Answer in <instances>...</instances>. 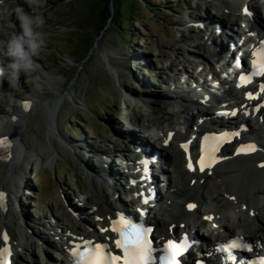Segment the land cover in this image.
Here are the masks:
<instances>
[{
    "label": "rangeland",
    "instance_id": "1",
    "mask_svg": "<svg viewBox=\"0 0 264 264\" xmlns=\"http://www.w3.org/2000/svg\"><path fill=\"white\" fill-rule=\"evenodd\" d=\"M229 1L234 5L225 6L223 0H118L116 7L118 9L121 5L122 11L121 16L117 13L116 17L127 22L125 29L117 23L118 26L113 27L106 21L107 0H48L45 12L47 23L42 29L47 43L40 55L35 57L36 67L27 75L21 74L15 86L5 80L2 89L11 95L0 98L1 131L10 129L7 120L12 117H6V113L13 104H24V99L31 94L38 95L35 96L37 107L27 110V116L22 114L19 126L11 129V133L17 132L14 138L24 139L27 146L32 145L31 161L34 163L25 174L26 182L17 183L20 189L18 196L8 203V210L14 218L11 225L23 238V261L44 264L60 257L51 240L46 238L47 241L35 242L33 239L35 235L40 237L37 231L46 232L44 224L55 221L63 228L76 224L79 230L89 231L98 221L94 202L100 201L103 207L111 206L109 199L122 186L117 181L115 188L111 189L107 179L100 177L106 164L100 153L102 149L107 157L112 158L106 160L113 163L116 169H125L128 166L126 163L131 161L129 156L133 153L135 138L140 137L150 143L151 133L156 128L182 129L184 134L191 111L182 108L178 111L169 102L171 95L177 92L189 94L188 76L181 70L183 65H179L178 60L195 59L194 67L199 65L200 70L203 69V59L212 65L211 56H205L208 47L199 33L200 24L212 15L222 23H231L230 27L223 24L222 37L214 34L216 37L224 38L227 31L235 34L237 29H241L242 19L235 22L232 15L235 12L240 16L237 12L239 6L236 5L237 0ZM129 3L137 11L136 20L123 13ZM249 6L254 11L249 24L262 30L264 7ZM225 12H229L227 18L223 17L228 15ZM125 33L130 35L128 39L123 37ZM216 37L214 41H218ZM189 41L197 44L189 45L192 44ZM58 56L62 60L57 59ZM176 61L179 64L174 68L171 63ZM210 70L213 71L212 68ZM261 123L264 124V121ZM83 124L89 128L84 129ZM258 127L254 126L255 129ZM128 132L134 133L130 136ZM19 141L13 146L26 148L23 141ZM79 145L85 150L78 148ZM175 147L176 144L169 148L173 155ZM42 151L48 158L44 157L45 162L41 159ZM25 152L10 163L14 166L17 162L24 164ZM254 165L250 163V171ZM177 175L179 179L183 176L179 171ZM250 175L255 173L248 171L243 177L246 179ZM215 176L207 181L206 190L211 197L204 199L203 210L208 206L218 207L225 217L224 221H231L241 208L240 220L238 216L235 223L240 222L242 228L247 224L261 225L264 191L261 194L263 200L258 204L259 217L249 219L245 205L224 193L229 184L226 181L222 183ZM259 178L264 181V177ZM239 179L241 177L229 181L235 183ZM95 182L104 188V196L93 188ZM6 183L3 182L5 187ZM185 187L180 186V189L186 190ZM254 198L260 199L256 195ZM104 199H108V204ZM129 199L118 190V198L113 203H127ZM35 206L37 214L33 211ZM2 212L5 214L0 208V221ZM4 226L0 223V227ZM52 231L58 234L56 239L61 240L55 226Z\"/></svg>",
    "mask_w": 264,
    "mask_h": 264
},
{
    "label": "bare ground",
    "instance_id": "2",
    "mask_svg": "<svg viewBox=\"0 0 264 264\" xmlns=\"http://www.w3.org/2000/svg\"><path fill=\"white\" fill-rule=\"evenodd\" d=\"M223 3H224L225 6H229V5L233 6L234 5L229 0H223ZM242 3H243V5L247 4V6L251 3L252 5H257V7H264V0L261 1L260 3L252 2V0H248L247 3H246V0H237L236 5L240 6V4H242ZM225 13H227L228 15H224L223 17L227 18L229 16V12H225ZM233 13H232L233 14L232 17L234 18L235 22L240 21V17L235 12H233ZM217 23H220L222 25L223 24L229 25L226 22L222 23L221 20L220 21L216 20V18L214 16H212V15L210 17H208V19L205 21L204 24H205V27L207 28V27H210V26L215 25ZM199 31H201V30H199ZM189 43H192V44H189V45L197 44V43H194V42H191V41H189ZM210 56L212 58H220L221 55H220L219 52L212 51L210 53ZM178 61L181 64H179L176 61V62L171 63V66L175 68V67H178L177 65L179 64V65H183V68L185 69V71L187 73L195 71L196 68L194 67V63L196 61L194 59L185 58V60H183L182 62L180 60H178ZM207 61H208V59H207ZM35 96L38 97V95H32L31 94V96H29L28 98L24 99L25 102H27L29 104V107L27 109H25V107H24L25 103L24 104L20 103V104H15V105L13 104V107L11 108V110H9L6 113V117H12V118H10L11 120H7L10 129H6V130H1L0 131V133H2V135H0V139L4 138V137L9 138V139L12 140V142L14 144H17V143L20 142L19 140H22L24 145H25V147L26 148H30V150H27L26 148H24V146H23V148H19L18 146H16V147L15 146L14 147L11 146L9 148L0 147V192L4 193V200H3V203L0 204V208L4 209V211H5V214L2 212V220L0 221L2 226L5 225L4 227H0V247H3V245L7 242V241L3 240V235L5 233H7L8 237L10 239L9 241H13V244L14 243L17 244V245H19V244L22 245L23 244V238H21L20 233H17V231L14 229L13 225H11V223H13V221H14V218L10 214V210H8L9 209L8 208V203H9L10 200H12L13 197L16 198L18 196V193H19L20 189H19V185L17 183H20V182L23 183L25 181V174L30 170V168H33V164L34 163H32V161H31V158H32V151H31L32 149H31V147H32V145L29 144L27 146L26 145V141H24V139H21V138H18V137L17 138H12L11 129L17 128V126H19V122L22 119V114L27 116V115H29V114L25 113L27 110L30 111L31 109H35L37 107V105H38L37 102L38 101H37V99H35ZM177 97H181V96L177 94ZM181 99H183L184 102H187L186 105L185 104H181V106H180L181 108L190 109L192 105H195V103H192L190 100H187L185 98H181ZM209 112H210V109L207 107L206 111L202 112V114L203 115H206V114L208 115V114H210ZM165 113L169 114L168 111H165ZM197 118H198L197 115L195 113H192L193 123L196 122ZM12 119H14V120H12ZM169 121H171V120H169ZM241 121H242L241 119L237 120L238 123H241ZM260 130H262L261 127H259V131ZM168 131L164 134L165 136L167 135ZM4 133H5V135H3ZM132 133H134V132H128L127 135L132 136ZM175 133L178 134L177 132H175ZM22 136H23V134H22ZM259 136L260 135L257 134L256 135V141L253 140L252 142L255 144V146H256L255 148L256 149L262 148L264 150V142H262V140H261L262 138H260ZM135 137H138V136H135ZM155 137L157 138V136H155ZM189 137L190 136H188L187 138H189ZM135 140H136L135 145L137 143H140L142 145L150 147L151 150H152V147L154 148V145L150 144L149 142H145L140 137L135 138ZM163 140L164 139H161V143L163 142ZM173 143L174 142H172L170 145H172ZM37 148H35L36 151L38 150ZM78 148H80L81 150H85V148L82 147V145H79ZM162 148H164L165 155L168 158L169 162L171 163L170 167H171V172L172 173L175 171V167L177 169H179L182 172V174L185 173V172H188L186 170V168H185L184 155H183V158L181 160H179V158L174 159L172 157V153L170 152V149H169L168 146H165V147H162ZM106 149H108L110 151V148H106ZM235 149H236V146H235V148L233 150L230 149V148H226L225 149L224 155H223L224 158H225V162H224L225 164L220 167V169L217 171L216 175L220 179H222L223 181H226L229 184V186H227L225 188V191H226L227 194L235 195L236 199L239 198V199H241V201H243V204H247V208L249 209V217H250V210L259 211V207L257 205L259 204V201L263 200L262 199L263 197L261 196V194H263L262 191H264V181L262 182V180H259L260 179L259 177L260 176L264 177V167L261 166V163L264 161V151H263L262 155H259V156H253V155L243 156L245 154H236L234 152ZM25 150H26V152H25ZM108 150H107V152H109ZM24 152H25V154H24L25 155L24 164H20L19 162H17V164H15V166H14L13 163H10L11 161L12 162L14 160L16 161V159H17L16 157L17 156L21 157ZM174 152H175V156H179V155H181V153L183 154V152H182V150H181L179 145L176 146V148L174 149ZM47 153H49V152H47ZM40 154L43 155V158H41L43 160V162L48 160V158L46 157V154L43 151ZM131 156L133 157L134 155L132 154ZM44 157L47 158V159L44 160ZM34 162L37 163V159H35ZM183 162H184V168L182 167ZM250 163L251 164L252 163L255 164L254 168L251 169V171L248 168ZM217 167H215V168H217ZM108 169L112 172V174L110 176H113L115 179H117V177L120 176V171H118V169H116V167L114 166L113 163L109 164ZM108 169H107V173H109ZM248 171H249V173H252V172L255 173V175L251 176L252 175L251 174L250 175L251 177H249V178L247 177L246 179L243 177L245 179L244 181L241 178V180L243 182L240 179L237 180V182H235V183L230 182L231 180L229 181V179H231V178L234 179L236 177H240V176L245 175ZM207 174H208V172H205V173H202V174H197V173L193 174V177L197 178V180H196L197 182L195 183V185L197 187L200 185V187L203 188V190L201 191L202 192L201 195L204 198L206 196H208V197L211 196V195H209V193L206 190V188H207V186L209 184L207 182V177H208ZM5 181L7 182L6 183V187L3 185V182H5ZM101 181H103V179H101ZM104 182H106V181H104ZM176 182H177V186H178V184H180L178 182V179L176 180ZM182 185H187V179L185 177H183V181L181 182V186ZM93 188L97 192H99L102 196H104V194H105L104 193V188L102 186L99 187L98 183H96V182L93 183ZM181 189L173 190L174 194H177V195L180 194L181 197L178 196L177 200L174 201L173 204H171L170 206H166L164 208L165 210L163 211V214H162V215H164V218H161L160 216H158L156 218L157 221H158V233L163 232L164 229L169 228V227H172L173 231L175 232V231H177V224L178 223H183L184 228H187V227L193 228L194 227V226L191 227V223L186 219L187 215H184V214L183 215H177L175 210L180 208L179 207L180 203H178V198L194 199V197H196V195H197L196 193L199 190L196 189V193H192V192L190 193L188 190L184 191V190H181ZM255 195L258 196L260 199L257 200V198H254ZM227 200H229V198ZM103 201H105V203L108 204V199H104ZM188 201H186V202H188ZM238 201H240V200H238ZM226 202H228V201H226ZM94 203L97 206L96 209L98 211V214L101 215L102 227H106L105 224L108 222V219L112 215V212H110L105 207L102 208L100 201H98V202L95 201ZM233 204H236V203H233ZM120 206L122 207L124 205L121 203ZM120 206L114 207L112 205V203H111V208L114 209V211H118ZM214 210L216 211L217 209L208 208L205 211L203 210L204 212L201 214V216L199 217V220H198L199 223L202 224V225L206 224V220H204L203 215L208 214L209 212H214ZM183 212H186L187 214L190 213V211H188V210L186 211L185 205H184V208H183ZM244 212H245V210H244ZM171 215L173 216V219H174V222H175L173 224L168 222V220H169L168 217H165V216H171ZM258 215L259 214H256L257 218L259 217ZM191 216L192 215H190L188 217L191 218ZM238 216H239V218H238ZM240 217H241V215H240V211H239L238 213H235L234 219L231 221L232 223H225V225L224 224L222 225L224 227V229H225V232L227 234L233 235V234L236 233L238 226L235 225L234 220L237 219V218L240 220ZM241 221L244 222L242 219H241ZM250 221H252V220H250ZM261 221H263V223H260L261 225L257 229H255L252 224H247V221H246V224L249 225V228L245 229V233L244 234H246L248 236H252L255 239H263L264 240V217L261 218ZM8 225H10V226H8ZM193 225L197 226L196 223H194ZM256 225H257V223H256ZM69 232L71 234V237H69V238L66 237L64 242L59 245L60 246V250H61V254L63 255V258H65V259H67V256H68V250L70 249V242L72 240H75V238L80 236V235H85L82 231L77 229V227L74 226V225L69 229ZM39 234H40V237H44V235L42 233H39ZM98 235L102 236L101 234H98ZM211 236L213 238H220L221 237L220 235H213V234ZM22 237H24V236L22 235ZM19 250L20 249H18V252H20V254H22V251H19Z\"/></svg>",
    "mask_w": 264,
    "mask_h": 264
},
{
    "label": "snow or ice",
    "instance_id": "3",
    "mask_svg": "<svg viewBox=\"0 0 264 264\" xmlns=\"http://www.w3.org/2000/svg\"><path fill=\"white\" fill-rule=\"evenodd\" d=\"M247 11L248 9L245 8V12ZM253 57V72L247 75L242 74L238 86H243L245 82L250 81L255 75L264 76V41H261L259 48L253 50ZM236 64L240 66L239 58H237ZM260 92H264V84L260 85ZM247 95L249 99L257 98L253 96L251 92L247 93ZM24 107L27 109L29 104L25 102ZM230 114L235 115L236 113L233 111ZM222 135L229 134L224 133ZM231 135H239V133L234 132L231 133ZM208 141L209 136L206 135L203 138L201 146L202 155L199 160L200 171H204L205 168H211L212 164L216 162V157L212 155V153L219 150V145H213L209 149L207 146ZM165 143H167V141H165ZM188 143H190V141ZM188 143H185L182 147L187 149ZM10 146L6 137L0 139V147L8 148ZM255 147L254 144H242L237 149V152L254 151ZM203 153H207V155ZM188 167L190 169L193 167L190 158ZM3 200L4 193L0 192V204L3 203ZM145 203H147V199H145ZM189 207H194V205H189ZM209 219H211V217H209ZM100 231L106 232L108 229L101 228ZM111 231L118 236L115 240V247L122 250V255L113 253L106 243H93L91 240H86L83 242V245L76 244L72 248L71 251L74 257V264H154L156 257L153 253L156 249L152 247V242L148 237V233L151 231L150 229L145 228L141 223H135L131 219L121 217L120 219L112 221ZM3 240H8L7 233L3 235ZM189 246L190 245L185 241L177 242L168 240L166 247L163 249L164 255L159 257L161 264H181L180 257L187 251ZM234 249H246L251 251L252 246L244 242L242 237L234 238L227 244L221 246V250L226 251L228 253V259L232 261L237 260V256L233 253ZM11 255L12 251L9 247H0V264H10L9 257H11ZM239 264H246V262L241 259ZM252 264H264V258L253 261Z\"/></svg>",
    "mask_w": 264,
    "mask_h": 264
},
{
    "label": "clouds",
    "instance_id": "4",
    "mask_svg": "<svg viewBox=\"0 0 264 264\" xmlns=\"http://www.w3.org/2000/svg\"><path fill=\"white\" fill-rule=\"evenodd\" d=\"M48 0H0V98L5 80L15 86L21 74L34 71L35 57L46 46L45 12Z\"/></svg>",
    "mask_w": 264,
    "mask_h": 264
},
{
    "label": "trees",
    "instance_id": "5",
    "mask_svg": "<svg viewBox=\"0 0 264 264\" xmlns=\"http://www.w3.org/2000/svg\"><path fill=\"white\" fill-rule=\"evenodd\" d=\"M108 1V5H107V7H106V15H105V17H106V21H109L110 20V24L111 25H113V27H115V26H118L119 24L120 25H122L125 29L127 28L126 27V23H124V22H122L118 17H116L117 16V13L119 14L120 13V16H121V11H122V8H121V5H120V7L117 9V7H116V3H117V1L118 0H113V8H114V12L112 13V11H111V8H110V4H111V0H107ZM132 3V2H131ZM129 6H128V9H125L124 11H123V13H128L129 14V19L131 18V17H133L135 20L137 19V11H135L134 10V8H133V6H132V4H128ZM137 10V9H136ZM117 18V19H116ZM116 23L118 24V25H116ZM105 28V26L103 27V28H101L100 29V31H102L103 29ZM130 35L129 34H127V33H125V34H123V37H125L126 39H128V37H129ZM57 59H59V60H62L59 56L57 57ZM88 107L92 110L93 108L90 106V105H88Z\"/></svg>",
    "mask_w": 264,
    "mask_h": 264
},
{
    "label": "water",
    "instance_id": "6",
    "mask_svg": "<svg viewBox=\"0 0 264 264\" xmlns=\"http://www.w3.org/2000/svg\"><path fill=\"white\" fill-rule=\"evenodd\" d=\"M110 8H111V11H112V13H113V12H114V8H113V0H111ZM109 22H110V20H109ZM16 135H17V132L12 133V136H16Z\"/></svg>",
    "mask_w": 264,
    "mask_h": 264
}]
</instances>
